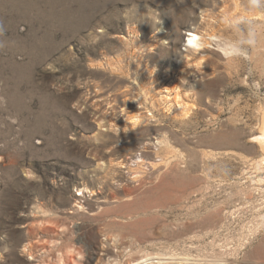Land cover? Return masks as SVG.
<instances>
[{
	"label": "rangeland",
	"instance_id": "1",
	"mask_svg": "<svg viewBox=\"0 0 264 264\" xmlns=\"http://www.w3.org/2000/svg\"><path fill=\"white\" fill-rule=\"evenodd\" d=\"M262 106L264 0H0V264H264Z\"/></svg>",
	"mask_w": 264,
	"mask_h": 264
},
{
	"label": "bare ground",
	"instance_id": "2",
	"mask_svg": "<svg viewBox=\"0 0 264 264\" xmlns=\"http://www.w3.org/2000/svg\"><path fill=\"white\" fill-rule=\"evenodd\" d=\"M192 34H194V36H192V40H194V42L197 44V47H191L187 44V48L192 49L193 51H198L203 44L201 43V37L198 36L196 33H191V32H189V35H187V37L190 38ZM175 103H178V109H179L178 111L180 110L183 111L182 104H180L178 101ZM134 105H136V107L132 111V116L128 117V119L131 121L130 125L136 126L139 122H141V117L149 116L150 113L148 114L144 113L143 112L144 108L140 104L136 103ZM259 112L260 114H259L258 134L252 138V143L256 145L261 155V158L257 162L258 167H260V170L261 169L264 170V107L263 106L260 107ZM161 147L166 151L168 150V146L165 143L164 144L162 143ZM166 155L168 154L166 153ZM143 162L144 159L142 157H137L136 161L134 162V166L136 167V170H134V172L131 171V175H133L132 180L134 182L138 181V178L140 177L139 174L142 173L138 171L142 169ZM121 168H123V164H121ZM124 235H125L124 233H118L115 236H113V240L115 243L114 245L115 253L113 252V254H111L112 259L106 264H173L172 262L168 261V259L162 258L159 255H149V254L145 255L143 258H140L138 260L129 261L128 258L131 257L132 255L131 251L134 248V246L133 244L130 243L128 247H123L124 245L123 240L126 238V236ZM121 250L124 251L122 252ZM124 258L126 259V261L128 260V262L123 261ZM59 264H76V263L74 262L73 259L70 260L67 259V261H60Z\"/></svg>",
	"mask_w": 264,
	"mask_h": 264
},
{
	"label": "clouds",
	"instance_id": "3",
	"mask_svg": "<svg viewBox=\"0 0 264 264\" xmlns=\"http://www.w3.org/2000/svg\"><path fill=\"white\" fill-rule=\"evenodd\" d=\"M156 24H157V25L160 24L159 17H158L157 20H156ZM161 30H162L161 28H158V27H157V32H156V33H158V32L161 31ZM192 36H194V34H192V35L190 36V38H188V39L186 40V43H187L189 46H191V47H197V44L194 42V40H192ZM165 43H166V41H165ZM197 67H199V65H197Z\"/></svg>",
	"mask_w": 264,
	"mask_h": 264
},
{
	"label": "crops",
	"instance_id": "4",
	"mask_svg": "<svg viewBox=\"0 0 264 264\" xmlns=\"http://www.w3.org/2000/svg\"><path fill=\"white\" fill-rule=\"evenodd\" d=\"M185 104V103H184Z\"/></svg>",
	"mask_w": 264,
	"mask_h": 264
}]
</instances>
